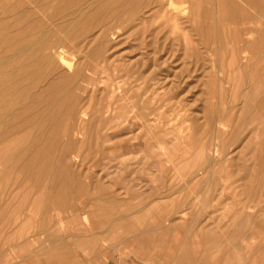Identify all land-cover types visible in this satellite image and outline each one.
Masks as SVG:
<instances>
[{"label":"rangeland","instance_id":"1","mask_svg":"<svg viewBox=\"0 0 264 264\" xmlns=\"http://www.w3.org/2000/svg\"><path fill=\"white\" fill-rule=\"evenodd\" d=\"M161 1L152 4L155 8L147 4L149 8L140 10L136 19L126 15L130 22L123 27L110 32L99 27L87 29L77 33L79 39L72 42L68 37L81 29L92 9L82 7L86 14L79 10L85 2H73L66 6L69 10L44 13H48L44 16L45 22L51 21L46 23L49 26L61 15L56 22H62L64 30L58 35L69 40V44L65 42L58 53L57 48H48L50 52L43 48L40 57L36 56L34 63L42 66L40 76L45 77L39 88L60 76H74L75 90L80 89L76 93L84 97L81 110L90 112L87 121L74 120L70 151L63 156L60 145L55 152L56 157L63 156L70 169L73 192L77 193L74 190L80 185L86 192L73 195L65 207L49 210L45 196L53 194L45 187L33 189L31 207L21 209L18 205L25 199V191L10 180L22 161L20 157L9 160L8 154L24 145L26 133L15 143L4 145L8 147L0 144V215H5L0 222V264H264V78L253 81L264 72V21H258L264 19V14L253 10V20L248 17L231 23L220 21L216 26L219 32L214 29V33L226 34L228 40L223 37L224 41L218 39L211 45L202 37L207 32L198 30L204 16L196 21L198 16L193 10L189 19L176 18L170 5L176 6L181 0ZM55 2L50 1V6L54 7ZM134 3L130 1L129 5ZM75 15L79 17L74 19ZM18 17L23 16L15 14L10 19ZM7 18L5 14L1 16L3 25ZM28 18L35 22L39 15L19 20ZM9 21L6 27L14 32L17 26ZM111 34L115 36L109 39ZM12 50L5 51L6 55H12ZM7 76L8 73L1 74L0 82ZM5 104L0 97V109ZM226 107L233 110L229 116ZM133 108L143 109L148 119L136 117L130 111ZM122 112L127 121L122 124L123 129L112 125L114 131L108 118ZM208 145L211 150L205 149V154L212 153L219 166L214 165V170L209 166L203 174L200 192L193 194L188 188L179 191L178 178L192 181L195 174L184 172L181 178L176 176L173 156L188 153L187 159H198L200 148H209ZM127 147H135V153L126 155ZM231 181L240 185L223 193ZM41 197L44 198L38 203ZM112 201L116 202L114 206L110 205ZM181 211L187 213L186 219L176 218ZM168 217L173 218V223L167 222L168 226L161 228V221ZM127 222L131 223L130 230L125 226ZM240 224L245 235L238 245H231L236 232L233 228ZM245 244L251 254L244 250ZM10 254L17 257L9 261Z\"/></svg>","mask_w":264,"mask_h":264},{"label":"bare ground","instance_id":"2","mask_svg":"<svg viewBox=\"0 0 264 264\" xmlns=\"http://www.w3.org/2000/svg\"><path fill=\"white\" fill-rule=\"evenodd\" d=\"M50 1H52V0H0V75L8 73L7 78L3 82L2 81L0 82V97H1V100L3 98V100H5V103H6L5 105H2L3 108L0 109V144H3V146H4L5 144L9 145V144L15 143L16 140L19 138V136L21 137L23 134L26 133V142L24 143V145L21 147L17 146L15 148H13L8 154L9 160L10 159L17 160V157H20L21 161H22L20 166L18 168H15V170L12 172L14 174V177H13V180L12 179L10 180L13 183V185H15L17 188L18 187L22 188L25 191V196H24L25 199L22 201V203H20L18 205L19 207H21V209H23L27 205H30V207H31V203H32L33 199L35 198V195L32 194L33 189L35 191L36 189H42L43 187H45L53 194V197L52 196H48V197L45 196V198H46L45 201L47 203V205H45V207L49 210L54 209L56 206L65 207L69 203V199L73 195L86 192V189L83 185H80L79 187H77L76 190H74L77 193L73 192V190H72V188L74 187L73 186V179L71 178V176H69V174H70L69 170L70 169L66 164H64L65 161L62 159V157L67 152H69L70 149L73 147L74 142L70 141V137L73 135V133H75L73 128H72V124H73L74 120H77V122L78 121L85 122L89 118L90 112L88 113L86 111L81 110L82 105H84V97H83V95H77V93H76L80 89L75 90V88H76L75 85L77 84V82H75L76 84L75 83L73 84L74 76L69 77V76L63 75V76L58 77V79H55V81H53L51 83H49L51 80L50 81L47 80L49 84L47 83L44 87L42 86L41 88H39L40 85L44 84V82H45L44 78L45 77L40 76V75H42L41 71H40L42 69V66L40 64L37 65L36 63H34V62H36V61H34L36 56L40 57L39 52H41V49H43V48H44V50L48 49V48L49 49L57 48L58 50L56 52L58 53V51H60L59 49L61 47L63 48L64 45L66 44L65 42H67L69 40H71V42H72L73 40L79 39L77 33L80 34L84 30H87V29L92 30L93 28L95 29L96 27H99V28H103L106 32L107 31L110 32L115 27H123L124 24H126L129 21L128 17H125L126 15H128L130 17L131 16L134 17V16H136V14L140 10L143 11L144 8H149V6L148 7L146 6L147 4L150 5L151 7L153 6L155 8V6L152 4H154L157 1H158V3L162 2L161 0H56V2H57V4L55 2L56 6L54 4V7H52V6H50ZM130 1H134L135 5L130 6L129 5ZM174 1L176 3L177 0H174ZM73 2H75L74 4H76L77 2H79V3L85 2V3L80 5L81 8L79 5H77V7L79 6V10L80 9L82 10V7H83V9H85V7H87L86 10L88 8H91L92 12H91V14H89V16L91 15L89 17V19H87V21L82 26H80L77 23L81 27L80 30H78L77 32H74L70 28L73 31V33H71V37H68L69 40H65L66 39L65 37H61L58 35L62 30H64V26L61 24L62 22L60 23L58 21L60 24H57V22H56L57 20L61 19V15H60L59 19L56 18L57 19L56 21L52 20L53 21L52 25L49 26V25H46V23H49L51 21L45 22L46 17L44 16L48 13H46V14H44V13L46 11H51L53 9L56 12H59V11L62 12L63 9L67 8L66 6L68 4L73 3ZM187 3L191 4V6H193L194 9H192L191 6L185 7L186 5H184V4H187ZM170 6L172 7L174 13L177 16V17L175 16L176 18H181L182 16L183 17L185 16L184 18H181V19H189V18L193 17V16H189V15H191L194 12L197 13L196 15L198 16L195 18L196 21L199 19V17L204 16L205 21H204V18H200L203 22L200 23V28H198V30H200L201 33L204 32L203 34H205V31L207 32L206 36H202L203 39L205 40V42H207V44L214 43L218 39H221L223 41H224V39L228 40V37L226 36V34L225 35L222 34V35L217 36L214 33V29H216L219 32V28L217 29L216 26L219 24L220 21L222 22V24H223V22L231 23L235 19L237 21V20H239V19L241 20L243 18L247 19L248 17L251 20H253V10H255V11L260 10L262 12L261 15L264 14V0H181L180 2H177L176 6H172V5H170ZM68 7H71V5ZM193 10H194V12H193ZM82 11L84 12V10H82ZM142 11H140V13ZM148 11L150 12L151 10L148 9ZM198 11H199V13H198ZM249 11H252V12H249ZM145 12H147V11H145ZM84 13L87 14V11H85ZM4 14L6 17H8L7 22L9 21L10 17L14 16L15 14L22 15L23 17L37 14V15H39V18H37L38 20L35 22H29L30 18H28V20H25V19L19 20V19H22L23 17L22 18L18 17L17 19H10L9 24L11 23V25L14 24L17 26L15 28V30H17V31L15 32V30L13 29L14 30V32H13L10 27H6L7 22H6V24L4 23V25H3V22H1L2 21L1 16ZM169 14H171V13H169ZM77 15H75L74 19L79 17ZM71 16H73V15H71ZM137 16L133 19L138 18ZM62 17H63V15H62ZM82 18L84 19V17H82ZM140 18L141 17L139 16V19ZM68 20H71V19H68ZM68 20H66V21H68ZM260 20L264 21V19H262V17L260 19H258V21H260ZM33 21H34V18H33ZM66 21H64V22H66ZM78 21H80V20L78 19ZM139 23H140V21H139ZM141 23H143V21H141ZM9 24H8V26H10ZM78 25H75V27ZM13 27L14 26H12V28ZM71 27H72V25H71ZM71 30L68 29L69 32ZM116 33H115V35H116ZM34 34H36V35H34ZM112 34H111V36L109 35L107 37L108 38L109 37L114 38L115 35H112ZM52 35L57 36V38L52 40V38H53ZM66 37H67V35H66ZM83 37L85 38V36H83ZM223 37H224V39H223ZM29 38H30V40L32 39V41H30L28 43L27 39H29ZM86 38H88V37H86ZM101 39H102V37H101ZM105 39L103 40L104 42H105ZM26 40H27V42H26ZM82 40H83V38H82ZM98 43H100V42H98ZM101 43L103 44V42H101ZM67 44H69V43L67 42ZM195 45L197 46L196 43H195ZM81 47H83V46H81ZM72 48H75V44H74V47H72ZM9 49H13L12 55H6L5 51H7ZM49 52H50V50H49ZM51 55L52 54H50V56ZM101 58H102V56H101ZM103 59H104V57H103ZM75 60H77V59H75ZM42 61H43V59L41 60V62ZM38 62L39 61H37V63ZM46 62H47V59H46ZM48 63H47V65H48ZM105 64H107V61ZM57 65L60 66V63L56 64V66ZM231 66L233 67V65H231ZM83 67H85V66H83ZM44 68H45V66H44ZM50 68H51V66H50ZM57 68H59V67H57ZM49 71H51V70L49 69ZM49 71H48V73H50ZM57 71H59V70L57 69ZM83 71L85 73L84 68H83ZM225 72L227 74V71H225ZM61 73H63V72H61ZM252 73H254V72L252 71ZM46 74L44 76H46ZM54 74L55 73H53L52 75H54ZM83 74H80L79 76H81ZM49 76H50V74L48 75V78H49ZM87 76L89 77L90 75H87ZM54 77L55 76H53V78ZM252 77H250V79H252ZM50 78L52 79V77H50ZM260 78H264V72L260 76L256 75L254 77V80L253 79L252 80L253 81L258 80V79L260 80ZM76 79H77V76H76ZM79 79H80V77H79ZM79 79H78V81H79ZM82 79H83V77H82ZM89 79H90V77H89ZM94 79H96V77ZM234 79H236V78H234ZM27 80H28V82H27ZM88 81H91V80H88ZM86 82H87V80H86ZM87 83H85V84H87ZM251 83H253V82L251 81ZM85 86H87V85H85ZM254 86H256V85H254ZM35 87L37 89L39 88L38 91L35 90ZM84 88H87V87H84ZM83 90H85V89H83ZM87 91H89V90H87ZM146 91H147V89H146ZM153 94H154V92H153ZM140 96L143 97L142 94ZM142 97H141V99H142ZM134 101H132V103ZM136 101H138V99ZM136 103H139V101ZM145 103L146 102H144V104L143 103L142 104L145 105ZM137 105H139V104H137ZM226 105L228 106V104H226ZM231 108L233 109V107H231ZM226 109L230 110L227 107H226ZM231 110L229 112L226 111L225 112L226 115L229 116V114L232 113ZM130 111H131V113L133 112L136 117L140 116V117H146L147 118V115L145 116V113L142 112L143 109L141 111L140 109L138 110V109L133 108ZM107 113H109V112H107ZM129 114H130V112H129ZM121 115H123V112H122V114H118V115L114 114V116L112 115L110 118H108L107 122L110 125V127H112L113 129H114L113 126H116L117 128H121V129L124 128L122 126L124 125V122L127 121V118L124 119L125 116L122 117ZM217 115H219V114H217ZM232 115H234V114H232ZM129 118L130 117H128V119ZM218 118H219V116H218ZM222 119H223V117H222ZM223 121H224V119H223ZM216 122H218V120ZM106 125H105V127H106ZM215 126H217V125L215 124ZM33 127H34V131H32ZM248 127L249 126H247V129H249ZM245 128H246V125H245ZM75 129H76V132H78L77 126ZM247 129H246V131H247ZM115 130L116 129H114V131ZM111 131H113V130L111 129ZM243 131L245 132V130H243ZM108 132H110V131H108ZM235 133H236V131H235ZM78 134H80V133H78ZM107 134H109V133H107ZM210 137L212 138V136H210ZM236 137H237V135H236ZM79 138L80 137H78V139ZM179 138H181V137L179 136ZM211 138H210V141H211ZM176 140H178V139H176ZM193 141H195V140L193 139ZM193 141H191V142H193ZM210 141H208V142H210ZM215 141H216V139H215ZM207 144H209V143H207ZM8 145H6L2 148L8 147ZM60 145H63L62 149H60V150H62L63 156L62 157L61 156L56 157L55 152H56V149L58 147H60ZM215 145H217V144H215ZM134 148L127 147L126 148V151H127L126 155L134 154L135 153ZM205 149L211 150L210 146H209V148H205L202 146L200 148L201 156L198 159H197V157H196V159L191 158V157L189 159H187L188 153L183 154V155L173 156L172 166L175 170V173H177L176 176L181 178L183 176L182 174H184V172L189 173V174H193V175L195 174L192 181L187 179L188 181L183 182L182 179L178 178L179 182H178L177 188L179 191H181L183 189L186 190L188 188V190H190L193 194L200 192L202 189L199 187V184L201 183V185H202V181H204L203 174L207 173L209 166L212 167L214 170L213 166L216 165L217 163H219L218 159H215L212 153L209 154V152L207 151V154H205V151H206ZM214 149H212V150L215 151ZM216 150H218V149H216ZM255 150H257V149L255 148ZM1 151H2V149H0V152ZM102 151H103V148H102ZM201 151H202V153H201ZM159 154L160 153H157V155H159ZM164 154H165V152H164ZM155 155H156V152H155ZM173 155H174V152H173ZM226 155H228V154H226ZM261 156H263V155H261ZM223 161H222V163H223ZM257 161H258V158H257ZM257 161H256V163H257ZM228 163H230V162H228ZM13 164H14V162H13ZM252 164H253V162H252ZM262 165H263V163H262ZM227 166H226V168H227ZM258 166H260V165H258ZM233 168H235V167H233ZM213 170H212V172H213ZM222 170H223V168H222ZM252 171H250V172H252ZM260 172L262 173V171H260ZM247 175H249V174H247ZM208 178H209V176H207V179ZM222 179L223 178H221V180ZM237 179H240V178H237ZM254 179H255V177H254ZM258 179H261V178L258 177ZM74 180H75V178H74ZM176 180H177V178H176ZM79 181H80V179H79ZM236 181H238V180H236ZM236 181L227 182V184H226V186L222 192L224 193L225 191L232 189L234 186L235 187L239 186L240 185L239 182H238L239 185L236 186V183H237ZM251 182H253V181H251ZM206 185H208V183ZM209 186L210 185H208V188H209ZM204 188H205V185H204L203 189ZM211 188H213V187H211ZM220 191H221V189H220ZM209 192H210V189H209ZM207 194H209V193H207ZM27 198H29L30 201H28ZM43 198L44 197L39 198L41 200H39L38 203H40ZM31 199H32V201H31ZM107 203H109V202H107ZM115 203H114V201H112V202H110V205L114 206ZM177 214H178L176 217L177 219H186L187 218V213L185 211L177 212ZM4 218H5L4 214L0 215V222H2V220ZM240 220H242V219H240ZM167 222H169L168 225H170V223H173V218L168 217L164 221H161V224H160L161 228L167 227L168 226ZM28 223L30 224L31 220H29ZM240 223H242V221H240ZM29 224H28V226H29ZM125 226H127V228L129 230L132 228L130 222L125 223ZM242 226L243 225H241V224L237 228L234 226L235 228H233V229L236 232L233 235V239H232L233 241H231V245H235L233 242H236V245H238V241L241 240L240 237H243V235H245L244 232L246 230L244 231V228ZM252 227H254V226H252ZM227 231H228V229H227ZM27 240H26V242H27ZM244 243H247V242H244ZM231 245L229 244V246H231ZM244 247H245L244 250H248V253L251 254V252H250L251 249H250L249 245L245 244ZM255 249H256V247H255ZM16 257H14L12 254H10L8 260L13 261L14 258H16ZM149 264H154V263H149Z\"/></svg>","mask_w":264,"mask_h":264}]
</instances>
